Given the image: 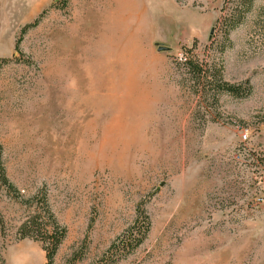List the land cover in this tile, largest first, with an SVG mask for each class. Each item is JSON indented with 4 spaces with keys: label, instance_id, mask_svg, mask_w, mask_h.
Masks as SVG:
<instances>
[{
    "label": "rangeland",
    "instance_id": "374dc122",
    "mask_svg": "<svg viewBox=\"0 0 264 264\" xmlns=\"http://www.w3.org/2000/svg\"><path fill=\"white\" fill-rule=\"evenodd\" d=\"M236 6L0 0L8 264H46L18 233L46 207L56 264H264V0L226 32ZM188 57L249 92L213 94Z\"/></svg>",
    "mask_w": 264,
    "mask_h": 264
},
{
    "label": "trees",
    "instance_id": "16d2710c",
    "mask_svg": "<svg viewBox=\"0 0 264 264\" xmlns=\"http://www.w3.org/2000/svg\"><path fill=\"white\" fill-rule=\"evenodd\" d=\"M254 0H237V6L234 11L224 17V24L227 26L226 32L237 27L245 18L246 13L251 9ZM219 23L217 20L216 25ZM214 35H211V38ZM228 35H226L227 38ZM223 50L224 47L222 46ZM185 63L187 68L192 70L197 79L205 78L208 87L213 90V94H218L222 91H230L238 95H243V93L249 92V88L244 87L243 84L234 83L223 78L222 67L218 66L216 62L204 63L199 60H194L191 57L186 58ZM0 172L4 179H8L4 175V169L0 166ZM46 203V202H45ZM47 219L43 215L31 214L25 220L21 222L18 227V233L20 237H35L41 239L43 242V247L46 250L47 262L46 264H56L55 254L60 247L64 237L66 236V227L58 221L54 214L46 207ZM2 215L0 212V220ZM146 232V230H145ZM143 232V234H145ZM142 236L137 239V243L141 241ZM1 246V245H0ZM0 264H8L2 254L0 247Z\"/></svg>",
    "mask_w": 264,
    "mask_h": 264
},
{
    "label": "built area",
    "instance_id": "2783aa9c",
    "mask_svg": "<svg viewBox=\"0 0 264 264\" xmlns=\"http://www.w3.org/2000/svg\"><path fill=\"white\" fill-rule=\"evenodd\" d=\"M244 135L247 136L246 133H245ZM263 199H264V198H263Z\"/></svg>",
    "mask_w": 264,
    "mask_h": 264
}]
</instances>
